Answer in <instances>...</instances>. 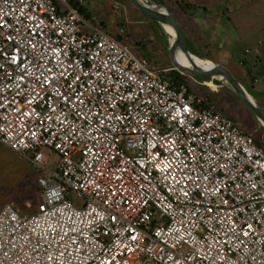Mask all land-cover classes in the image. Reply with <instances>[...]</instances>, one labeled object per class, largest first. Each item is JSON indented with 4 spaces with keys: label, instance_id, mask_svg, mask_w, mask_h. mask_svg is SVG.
I'll use <instances>...</instances> for the list:
<instances>
[{
    "label": "built area",
    "instance_id": "1",
    "mask_svg": "<svg viewBox=\"0 0 264 264\" xmlns=\"http://www.w3.org/2000/svg\"><path fill=\"white\" fill-rule=\"evenodd\" d=\"M161 73L71 0H0V144L43 170L0 264H264V148Z\"/></svg>",
    "mask_w": 264,
    "mask_h": 264
},
{
    "label": "rangeland",
    "instance_id": "2",
    "mask_svg": "<svg viewBox=\"0 0 264 264\" xmlns=\"http://www.w3.org/2000/svg\"><path fill=\"white\" fill-rule=\"evenodd\" d=\"M100 1L101 0H87L90 4V9H92L97 2L100 3ZM124 1L130 4L128 0ZM205 1L210 2V0H195V3H189V7L185 9H181L178 1H171V3H169L170 7L167 10L174 15L179 24L189 34L190 38H192L200 56L205 55L215 59L218 63L226 66L235 73H240L239 70L245 71V68L240 65L239 61V57L242 56L243 53L244 44H239L238 42L240 36L237 31L239 27L236 28V22H242L243 24H246L248 21L263 22L264 5L262 4L264 3H260L259 5L249 0H227V2L226 0H219V4L216 6H210L207 2V6L205 5L202 7L201 5ZM130 6L132 5L130 4ZM199 8L200 10H198ZM210 8L213 10L211 11V15L208 11ZM146 20L149 22H130V29L128 32L125 31L126 24H123L124 22H118L120 23L118 27H120L119 30H121V34L127 35V44L132 48L135 46L137 50L134 49L140 52L153 67L161 70V74H163L164 77L170 79L167 75L171 76L172 74L180 73L185 78V85H187L196 96L197 94L210 95L212 104L217 111L224 113L232 122L239 125L243 131L251 133L257 143L264 148V127L253 119L243 101H239L234 96L237 94L224 87L214 86L212 83L204 84L200 79L187 75L185 73L187 69L184 70L180 68L175 63L171 54L174 46V41L171 36L163 26L148 18ZM196 22H231L228 24V27L226 26L225 29H223V31L225 30L226 32L223 36L226 39L228 37L230 43H225L226 41H223L224 51L222 53L223 55L226 54L227 51H229L230 54L234 53L233 45L235 49L238 50L239 54H235L236 56L232 59L224 60L217 57V54L214 52L205 50V44L200 40H203L202 33H204V31L206 32V29L199 31ZM247 29L250 30L252 28L248 27ZM235 41H237L238 44ZM230 54H228V56H230ZM240 77L243 78L242 75H240ZM197 82L199 84H197ZM201 84H203V86ZM204 86L211 89L214 88L213 90L216 93H212L204 88ZM257 95H259L258 100L261 101L263 96H261V93ZM43 154L45 156L47 169H55L59 156L49 148H43ZM42 173L43 170L0 144V210L5 204H12L22 214L30 215L35 213L41 201L42 190L38 184V178Z\"/></svg>",
    "mask_w": 264,
    "mask_h": 264
},
{
    "label": "crops",
    "instance_id": "3",
    "mask_svg": "<svg viewBox=\"0 0 264 264\" xmlns=\"http://www.w3.org/2000/svg\"><path fill=\"white\" fill-rule=\"evenodd\" d=\"M84 1L86 4V6L84 7L86 9L85 15L88 18H86L85 16L84 17L89 22H93V24L96 27L102 28L103 30L114 36H119L121 34V30H119L120 27H118L120 23L118 22H122V23L124 22L123 24H126L125 31L127 32L130 29V25H129L130 22H149L148 20H146L147 18H145V16L141 12H139L134 6H130V4L126 3L124 0H107V1L101 0L100 3L97 2V4L94 5L92 9H90L89 7L90 6L89 2H87V0ZM149 1L152 3L154 1H162L167 6V8L165 9H169L170 7L169 3H171V1H176V2L178 1V3L182 5L195 3V0H149ZM218 1L219 0H212V1L210 0V2L209 1L207 2L210 4V6L212 5L216 6L217 4H219ZM249 1H252L253 3L256 2L259 5L260 3H264V0H249ZM207 2L205 1L204 3H202L201 6L202 7L205 5L207 6ZM200 8L198 10H200ZM208 11L210 12L211 15V11L213 10L210 8V10ZM229 23L231 22H196V25L199 27V31H203L206 29V32L204 31V33H202L203 40H200L204 42L205 50L214 52L215 54H217V57L224 60L230 58L232 59L236 56L235 54H239L238 50L235 49V46H233L232 43L231 45L234 48V53H232L233 55L230 54L229 51L227 50H225L227 51L226 54L223 55L222 53L224 51L223 41H226L225 43H230L228 37L226 39L223 36V34L226 33L225 30L223 31V29H225L226 26L228 27ZM237 27H239L238 28L239 30L237 29L236 30L239 32V36H240V40L238 42L239 44L241 43L244 44L243 53L242 56L239 57L240 59L239 61H240V65L245 68V71L239 70L240 73H235L226 66L218 63V61H216L215 59H212L205 55L200 58H205L212 62H215L219 66L225 67L231 73L239 77L250 88L257 102L264 109V105H263L264 104V21L263 22L248 21L246 24H243L242 22H236V28ZM248 27L252 29L248 30L247 29ZM235 42L238 44L237 41ZM134 48L137 50L135 46ZM137 53L141 55L140 52ZM227 53L230 54V56H228ZM240 75H242L243 78L240 77ZM251 77L254 78V82L256 86L254 90L248 83L251 81ZM197 84L199 83L197 82ZM201 85L203 86V84ZM213 89H211V92L212 91L214 92ZM258 93H261V96H263V99L261 101L258 100V96H259L257 95Z\"/></svg>",
    "mask_w": 264,
    "mask_h": 264
},
{
    "label": "water",
    "instance_id": "4",
    "mask_svg": "<svg viewBox=\"0 0 264 264\" xmlns=\"http://www.w3.org/2000/svg\"><path fill=\"white\" fill-rule=\"evenodd\" d=\"M128 2H130L132 6H134L148 19L161 26H171L175 30L179 39L185 46L189 62L192 66V68H189L185 71L187 75L200 79L204 84L212 83L214 86L222 88L224 87L236 93L247 107L253 119L262 127H264V109L259 105L250 88L239 77L231 73L225 67L219 66L225 70L226 73L224 75H215L205 72L193 60V57H201L197 52L194 41L192 38H190L185 29L179 24L173 14H171L167 9L157 6L150 1H147L148 3H146L142 0H128ZM233 89H237L238 91H234Z\"/></svg>",
    "mask_w": 264,
    "mask_h": 264
},
{
    "label": "bare ground",
    "instance_id": "5",
    "mask_svg": "<svg viewBox=\"0 0 264 264\" xmlns=\"http://www.w3.org/2000/svg\"><path fill=\"white\" fill-rule=\"evenodd\" d=\"M148 3L146 0H142ZM164 29L168 32L171 38L174 41V46L172 50V56L174 58L175 63L182 69L186 70L192 68L191 63L189 62L185 46L183 42L179 39L175 30L168 25H163ZM193 60L207 73L215 74V75H224L226 72L223 68L219 67V65L214 62L200 57H193ZM234 91H238L237 89H233Z\"/></svg>",
    "mask_w": 264,
    "mask_h": 264
},
{
    "label": "trees",
    "instance_id": "6",
    "mask_svg": "<svg viewBox=\"0 0 264 264\" xmlns=\"http://www.w3.org/2000/svg\"><path fill=\"white\" fill-rule=\"evenodd\" d=\"M71 3H72V5H74L79 11H80V13L81 14H83L86 18H88L86 15H85V8L84 7H81L80 5H79V3H78V0H71ZM153 4H155V5H157V6H161V7H163V8H167V6L162 2V1H154L153 2ZM180 5V7H181V9H185V8H187V7H189V5L188 4H186V5H182V4H179ZM127 36V35H126ZM126 36L125 35H122V34H120L119 36H115V37H117V39L118 40H120V41H122V42H124V43H127L128 42V40H127V38H126ZM201 57H203V56H201ZM170 79H172V80H174V81H176L177 83H179V84H185V78L180 74V73H176V74H172L171 76H169V75H167ZM249 84H250V86L252 87V89L254 90L255 88H256V86H255V82H254V78L253 77H251V81L250 82H248ZM204 88H206L207 90H209V91H211V89L209 88V87H206V86H204ZM192 92V91H191ZM211 93V92H210ZM212 93H213V91H212ZM214 93H216V92H214ZM218 93V92H217ZM232 95H234L233 93H231ZM239 101H241V99L237 96V95H234ZM197 97L198 98H202V100H203V103H202V105L200 106V108H210V107H212L213 106V104H212V100H211V96L210 95H208V94H205V95H203V94H197ZM259 144V143H258Z\"/></svg>",
    "mask_w": 264,
    "mask_h": 264
}]
</instances>
